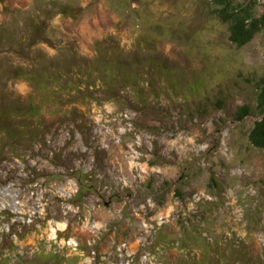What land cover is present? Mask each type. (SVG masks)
Wrapping results in <instances>:
<instances>
[{
  "label": "rangeland",
  "instance_id": "rangeland-1",
  "mask_svg": "<svg viewBox=\"0 0 264 264\" xmlns=\"http://www.w3.org/2000/svg\"><path fill=\"white\" fill-rule=\"evenodd\" d=\"M52 1L0 0V26L11 19L6 29L15 32ZM76 5L75 17L50 20L42 52L71 56L74 48L92 59L96 42L107 41L127 60L155 58L167 69L155 75L148 66L146 105L103 96L66 118L44 112L46 126L0 162V248L14 239L13 259L52 253L49 264H165L191 250L186 230L228 251L244 242L249 264H264V149L249 140L261 118L264 34L235 46L215 0ZM255 9L263 13L264 1ZM16 10L24 11L19 23L9 13ZM19 59L1 56L0 74ZM6 91L35 94L17 79ZM246 105L252 112L239 120ZM78 174L89 185L83 191Z\"/></svg>",
  "mask_w": 264,
  "mask_h": 264
},
{
  "label": "trees",
  "instance_id": "trees-1",
  "mask_svg": "<svg viewBox=\"0 0 264 264\" xmlns=\"http://www.w3.org/2000/svg\"><path fill=\"white\" fill-rule=\"evenodd\" d=\"M38 1V0H34ZM264 0H215L214 14L222 22L228 24L230 40L238 48L246 46L258 34H264V12L259 13L255 6ZM76 0H54L49 11L32 12L24 19L15 32L6 29L10 20L0 26V71L1 56L16 53L20 59L13 63L9 71L0 74L3 82L0 96V162L11 155L21 138H32L39 129L47 124L44 112L67 117L78 111L77 104L87 101L101 100L105 97L114 102H123L132 107L147 104L145 77L148 66L155 75H159L167 65L162 60L153 59L149 63L140 60H127L125 50L120 46H107V41L96 42V56L92 59L79 55L74 48L67 54H56L50 57L42 52V46H47L50 20L57 14L71 15L77 13ZM23 10L10 11L15 23H19L16 14ZM35 51L37 56L35 55ZM79 62H74L73 58ZM161 69V70H160ZM167 71V70H166ZM23 80L34 89L35 94L24 99L6 91L11 80ZM96 93L99 98H96ZM87 100V101H86ZM257 112L261 118L254 122L249 133L251 144L264 149V76L259 82L257 93ZM88 103V102H87ZM252 112L250 106L239 108L236 117L243 120ZM80 124V123H76ZM81 191L89 187L82 174L77 175ZM185 242L191 250L175 261L165 264H231L239 260L251 263V256L244 242L237 249L229 244V250L219 243L211 244L198 231L192 233L185 230ZM14 239L1 245L0 264H49L57 260L52 253H40L38 258L24 261L19 255L13 259L11 252L15 249Z\"/></svg>",
  "mask_w": 264,
  "mask_h": 264
}]
</instances>
